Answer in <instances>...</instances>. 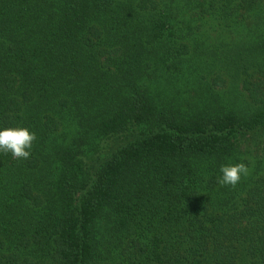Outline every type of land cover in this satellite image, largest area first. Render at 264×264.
<instances>
[{
    "label": "trees",
    "instance_id": "16d2710c",
    "mask_svg": "<svg viewBox=\"0 0 264 264\" xmlns=\"http://www.w3.org/2000/svg\"><path fill=\"white\" fill-rule=\"evenodd\" d=\"M6 127L0 264H264V0H0Z\"/></svg>",
    "mask_w": 264,
    "mask_h": 264
},
{
    "label": "clouds",
    "instance_id": "9594fccd",
    "mask_svg": "<svg viewBox=\"0 0 264 264\" xmlns=\"http://www.w3.org/2000/svg\"><path fill=\"white\" fill-rule=\"evenodd\" d=\"M34 140H36V133L27 127L0 128V152H10L14 157L28 158ZM219 171L218 183L232 187L250 174L249 167L243 162L223 164Z\"/></svg>",
    "mask_w": 264,
    "mask_h": 264
},
{
    "label": "rangeland",
    "instance_id": "374dc122",
    "mask_svg": "<svg viewBox=\"0 0 264 264\" xmlns=\"http://www.w3.org/2000/svg\"><path fill=\"white\" fill-rule=\"evenodd\" d=\"M219 28L220 27H218L217 24H209L206 26L207 34L211 37V41H214V43L222 42L223 38H225V40L229 42V40L227 39H230L231 36L234 37L235 39H241V33L231 34V36L229 37L228 34L225 33L222 35L221 33V32H226V30L218 32V30H220Z\"/></svg>",
    "mask_w": 264,
    "mask_h": 264
}]
</instances>
